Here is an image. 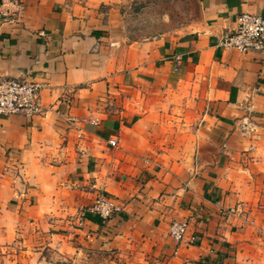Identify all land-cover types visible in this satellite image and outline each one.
<instances>
[{"label": "crops", "instance_id": "crops-1", "mask_svg": "<svg viewBox=\"0 0 264 264\" xmlns=\"http://www.w3.org/2000/svg\"><path fill=\"white\" fill-rule=\"evenodd\" d=\"M124 1L0 0V78L49 84L42 115L0 116V264H264V146L240 127L264 132V58L219 45L264 0L140 41Z\"/></svg>", "mask_w": 264, "mask_h": 264}, {"label": "built area", "instance_id": "built-area-1", "mask_svg": "<svg viewBox=\"0 0 264 264\" xmlns=\"http://www.w3.org/2000/svg\"><path fill=\"white\" fill-rule=\"evenodd\" d=\"M16 7L18 1H12ZM18 9H16L17 11ZM7 17L11 15H6ZM219 45L242 53L256 52L264 58V17L251 12H242L236 19V27L223 33ZM49 88L44 81L27 78H0V116L23 114L35 118L45 113L42 93ZM115 145L116 140L110 139ZM92 209L104 218L111 217L118 210L115 200L108 194L100 193ZM189 227L187 220L175 219L170 223L169 233L177 241H182Z\"/></svg>", "mask_w": 264, "mask_h": 264}, {"label": "rangeland", "instance_id": "rangeland-1", "mask_svg": "<svg viewBox=\"0 0 264 264\" xmlns=\"http://www.w3.org/2000/svg\"><path fill=\"white\" fill-rule=\"evenodd\" d=\"M200 0H125L122 13L130 40H145L153 37L178 34L199 19ZM259 119L250 118L240 127L249 129L250 139L264 146V132L257 133ZM250 146V145H249ZM253 148H247L245 161L247 166L253 162ZM253 154V155H252ZM240 204V203H239ZM239 204L233 206L235 212L243 211Z\"/></svg>", "mask_w": 264, "mask_h": 264}]
</instances>
